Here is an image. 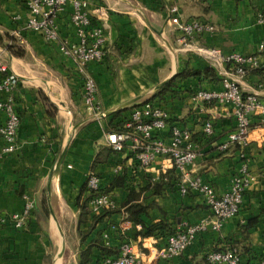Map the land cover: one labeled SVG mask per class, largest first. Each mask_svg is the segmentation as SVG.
Wrapping results in <instances>:
<instances>
[{"label": "crops", "instance_id": "0c3cea01", "mask_svg": "<svg viewBox=\"0 0 264 264\" xmlns=\"http://www.w3.org/2000/svg\"><path fill=\"white\" fill-rule=\"evenodd\" d=\"M85 1L86 11L101 18L107 53L103 62L85 66L97 85L102 113L91 120H87L81 100L83 80L76 72L74 60L37 33L22 32L31 17L28 0H0V34L7 37L0 46V63L18 79L12 91H0V103L12 102L20 119L14 152L3 154L4 142L0 138V219L21 213L24 196L34 201L33 214L24 229H14L10 221L0 224V264H45L47 257L52 261L64 223L73 221L75 231L86 232L93 215L99 214H89L86 223L77 226L75 199L88 176L95 174L100 190H104L116 177V167H121L119 174L124 181L121 187L109 192L113 209L121 206L130 189L138 191L151 185L143 199L146 205L154 204L141 216L146 224L163 221L177 231L183 225L212 220L204 197L196 193L181 196L176 172H159L164 162L157 161L149 169H142L133 160V154L125 151L110 153L105 162L90 171L95 155L107 147L106 134L113 131L111 124L124 125L131 111L147 101L146 104L167 113L169 125L191 133L197 151L191 176L201 177L218 195L229 189L240 167L246 165L252 180L243 193L239 213L225 220L218 231L208 228L197 234L180 256L169 259L160 256L167 238L137 236L140 227L125 221L122 213H114L96 224L79 250L96 237L97 231H103L108 233L112 248L129 242L139 264H207L206 253L230 246L239 250V264L264 257V119H251L243 146L230 145L220 152L218 147L234 131L231 108L198 103L192 98L199 89L222 91L225 78L235 80L243 94L264 96V52L259 51L264 25L257 22L261 1ZM171 7L178 8L181 19L204 21L214 31L204 32L194 41L183 39L169 20ZM102 12L106 15L100 17ZM71 14L72 6L67 3L55 12L54 22L61 40L77 43ZM10 38L22 48L23 56L9 52ZM209 51L215 54L210 56ZM232 55L253 58L255 64L248 68L261 70L239 78L232 65L223 62ZM205 68L215 71L216 81L198 77L177 79L175 95L166 93L162 99H152L161 84L178 72ZM116 112L120 114L112 120ZM6 117L0 110V125ZM206 121L212 123L211 136L203 134ZM156 136L166 138L167 132H157ZM161 176L163 184L155 194L153 185ZM249 223L252 224L246 229ZM91 259V264L101 260L97 248L92 249Z\"/></svg>", "mask_w": 264, "mask_h": 264}, {"label": "built area", "instance_id": "2783aa9c", "mask_svg": "<svg viewBox=\"0 0 264 264\" xmlns=\"http://www.w3.org/2000/svg\"><path fill=\"white\" fill-rule=\"evenodd\" d=\"M261 1L257 22L264 25V0ZM67 3L72 6L71 23L75 28L77 43L61 40L54 22V14ZM85 0H28L31 17L22 27V32H34L47 43L57 44L58 50L74 60L76 72L83 80L81 100L86 110L87 120L99 116L97 101V85L93 77L86 72L85 66L90 62L101 63L106 58L105 30L99 23V18L93 17L87 11ZM97 12V11H96ZM170 22L180 32L183 39L194 41L204 32H213L214 27L204 21L183 20L177 7L168 10ZM106 13H99L100 17ZM264 52V38L259 46ZM208 54L213 56L214 51ZM232 65L233 73L239 78H245L246 68L253 66L254 59L232 55L224 61ZM18 85L17 77L9 72L8 67L0 63V91H12ZM192 98L198 103H215L219 106L230 107L234 118V131L227 136L225 143L218 147L225 152L230 145L243 146L251 127V119H264V96L243 94L235 80L225 78L222 91L197 90ZM0 110L6 113V121L0 125V138L4 145L3 154H9L16 149L17 132L20 119L16 107L12 102L0 103ZM167 132L166 138L156 136L157 132ZM203 134L212 135L213 127L206 121L202 127ZM106 146L112 153L120 154L125 151L133 154V160L142 169H149L157 161L166 163L161 165L159 172L166 174L173 169L178 178V192L181 196L196 193L205 199L212 220H202L196 225H183L173 235L168 237L165 248L161 251V258L169 259L180 256L195 236L208 228L218 231L223 222L235 217L239 213L243 193L252 180L246 165H242L233 177L229 189L218 195L214 188L201 177L191 176V168L197 158L196 146L191 133L185 129L168 124L167 113L154 105L145 104L134 108L121 129L106 134ZM121 172L116 167L114 173ZM99 178L90 174L87 178V187L90 190H99ZM24 208L21 213L12 214L8 218H1L0 224L10 221L14 229L22 230L26 227L34 211V201L30 196H24ZM91 213H101L103 210H113L109 195H100L89 202ZM105 246H110L108 233L103 234ZM239 250L228 248L219 252H209L205 256L207 264H239ZM103 264H139L133 246L129 242L122 243L117 248V254L106 258ZM248 264H264V257L250 261Z\"/></svg>", "mask_w": 264, "mask_h": 264}, {"label": "trees", "instance_id": "16d2710c", "mask_svg": "<svg viewBox=\"0 0 264 264\" xmlns=\"http://www.w3.org/2000/svg\"><path fill=\"white\" fill-rule=\"evenodd\" d=\"M7 37L5 35L0 34V46L4 44V40ZM11 44L8 46L9 52L13 54L14 56L21 57L24 54V51L21 47L14 44L16 41L13 38H10ZM246 74L248 75L251 72H257L261 69L259 68H246ZM188 77H198L200 79H210L213 81L217 80L215 71L212 68H205L202 71H190V70H182L178 72L171 80L166 82L153 96L152 99L160 98L162 99L166 93H171L172 95H175L176 92L173 90L174 82L177 79H184ZM150 101V100H149ZM148 102V101H147ZM147 102L143 103L142 105H145ZM140 105V106H142ZM120 112L113 113L112 120L117 118L119 116ZM112 122V121H111ZM123 126V125H122ZM122 126L119 127V125H112L111 124V130L116 131L122 128ZM112 153L111 149L104 147L97 155H95L93 162L91 164L90 171L93 172L96 165L103 163L107 160V157ZM124 178L119 173L116 175V177L113 179L111 184L105 188L104 190H97L93 191L90 190L87 187V180L82 185V187L79 190V193L75 199V206L78 211L77 215V226H80L81 224L86 223L87 216L91 214L90 208H89V202L100 195H109V192L112 191L114 188L121 187L123 185ZM152 184L149 182V185ZM163 184V178L161 176V179L159 182L154 183L153 185V192L156 194L159 192L160 187ZM151 186V185H150ZM150 186H146L143 188H140L138 191H135L134 189H130L127 195L126 200L121 204V206L118 209H106L103 210L98 215H93L92 223L88 230L86 232L77 231L79 236L80 245L85 244L87 237L90 233H92L96 227V224L102 222L106 217H109L110 215L114 213H122L124 216L125 221L131 222L132 224L139 226L140 230L137 233V236H140L141 238H147L151 236L160 235L162 237H165L168 239L171 235H173L176 231L175 229H172L163 221H159L152 224H146L142 219L141 216L143 214L147 213V210L150 207H153V203L146 205L143 201L144 194L149 191L151 188ZM249 223L246 227L250 226ZM96 237L91 240L88 244L85 245L84 249L80 250L78 253V259L77 264H91V254L92 249L97 248L101 255V260H98L97 264H103V261L106 258L113 257L117 254V249L112 248L110 246H105L103 241V231H97ZM229 248H236L235 246H230ZM224 250V249H222ZM219 250V251H222ZM219 251H210V252H219ZM209 253V252H208ZM207 254V253H206ZM204 255V261L205 256ZM206 262V261H205ZM45 264H51V257H47L45 259Z\"/></svg>", "mask_w": 264, "mask_h": 264}, {"label": "rangeland", "instance_id": "374dc122", "mask_svg": "<svg viewBox=\"0 0 264 264\" xmlns=\"http://www.w3.org/2000/svg\"><path fill=\"white\" fill-rule=\"evenodd\" d=\"M64 224H65V227L61 231V238H62V241L65 243L63 254L61 255L63 256V263L64 264H76V260L78 259V253L80 251L79 250L80 241L78 242L79 236H78L77 231H75V223L73 221H68ZM61 243L62 242L59 237L58 244L55 243V246H54V253L52 256L54 258L52 259L51 264L53 263V260L56 257L55 255H57L58 253L57 251H59L61 248ZM60 257L58 259H55L56 260L54 261L55 264L60 259Z\"/></svg>", "mask_w": 264, "mask_h": 264}, {"label": "bare ground", "instance_id": "6f19581e", "mask_svg": "<svg viewBox=\"0 0 264 264\" xmlns=\"http://www.w3.org/2000/svg\"><path fill=\"white\" fill-rule=\"evenodd\" d=\"M61 248H60V250L58 251V253H57V255H56V257H55V259H58L62 254H63V250H64V247H63V241H62V238H61ZM56 261V260H55ZM56 264H64L63 263V256H61L60 257V259L57 261V263Z\"/></svg>", "mask_w": 264, "mask_h": 264}, {"label": "water", "instance_id": "95a60500", "mask_svg": "<svg viewBox=\"0 0 264 264\" xmlns=\"http://www.w3.org/2000/svg\"><path fill=\"white\" fill-rule=\"evenodd\" d=\"M167 82H168V81H167ZM165 83H166V82H165ZM165 83L161 84V86H160V87H162V86H163ZM63 157H64V154H62V156H61V159H62ZM61 159H60V160H61ZM60 162H61V161H59V162L57 163V167H59V166H60V164H61ZM64 246H65V243H63V247H64ZM54 261H55V259L53 260V264H55V262H54Z\"/></svg>", "mask_w": 264, "mask_h": 264}]
</instances>
